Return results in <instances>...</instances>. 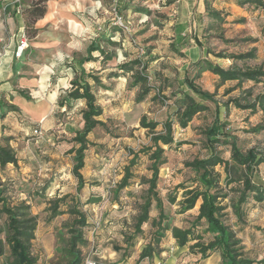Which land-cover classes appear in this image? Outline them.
<instances>
[{
  "label": "rangeland",
  "instance_id": "rangeland-1",
  "mask_svg": "<svg viewBox=\"0 0 264 264\" xmlns=\"http://www.w3.org/2000/svg\"><path fill=\"white\" fill-rule=\"evenodd\" d=\"M64 1V10L67 11L59 13L57 19L41 28L39 39H28L27 47L15 61L14 83L17 82V87L14 94L0 92L5 112V117L0 119L3 122L0 124V136L10 137L9 145L18 157V166L9 164L1 168L0 178L7 188L10 203L24 201L36 216L37 226L32 241L36 264H65L68 261L67 238L71 221L68 210L72 197L78 198L79 208L85 213L89 224L99 225L97 234L87 232L86 236L93 241L90 253L103 263L135 264L142 248L148 242H154L152 234L156 227L152 225V220L156 218L157 210L153 204L149 220L134 240L128 251L129 256L120 260L122 249H116L124 247L123 235L129 232L138 205L143 201L147 185L141 178L150 175L148 155L140 152L150 144L151 135V131L139 125L142 115L159 121L171 118L174 143L163 146L165 162L159 167L157 180V191L166 215L162 221L166 229L159 244L161 251L138 264H156L158 261L164 264H221L219 251L201 258L188 247L195 240L180 248L171 235L173 227H191L195 235L200 236L198 240L201 242L206 243L212 238L206 231V223L195 219L200 198L192 209L181 211V202L188 196L187 191L202 189L198 173L187 163L206 157L210 146L228 162L226 168L223 165L214 167V172L220 174L218 185L227 193V197L221 199V204L226 206L227 223L236 230L239 246L247 257L264 258V207L250 200L244 206V225H236L230 199L241 188L238 179L244 169L232 162L228 144L222 141L211 144L205 134L214 120V102L221 105L241 97L245 98L241 100L243 104L252 103L255 96L264 90V78L259 83L244 81L239 87H234L235 81L221 82L216 75L203 72L195 82L202 90L213 95L214 102H204L208 109L197 113L184 128L179 127L177 117L169 109L175 98L180 96L179 89L185 88L183 72L189 78L193 77L196 72L193 64L198 59L206 58L222 67H229L234 63L232 58L216 57L214 54H238L256 47L257 59L235 62L243 67L264 65V12L258 10L255 17L248 18L243 13L246 7L227 8L213 0L211 7L224 12L226 19L210 31H205L203 26H206L207 20L201 23L194 20L196 10L190 2L184 3L183 0ZM22 4H27V1H21ZM8 9L11 11V6L0 0V12H7ZM115 14L121 17L126 28L116 23ZM239 18H244V21H236ZM5 27L9 29L0 19V30ZM106 36L114 43L109 44L101 39ZM195 36L211 53L197 50ZM249 37L257 41L244 40ZM51 38L64 44L71 41L80 50L90 41L97 42L115 55L100 71L105 87L93 88L97 103L102 107L100 119L104 125L96 126L87 136L84 167L81 170L84 185L80 190H77V181L72 175L73 148L77 146L73 138L83 126L81 110L84 103L72 102V108L65 111L58 107V99L49 98L47 90L50 80L46 74L51 69V61L49 53L43 48L49 47ZM177 40H183L190 46L177 45L175 49ZM34 47L43 48L39 50ZM139 48L155 57L147 72L159 73L161 81L166 84L162 94L167 99L152 100L153 93H150L143 102L137 103V89L130 87V73L117 78L104 76L108 70H118L120 64L137 56L136 50ZM18 90H22L28 98L20 95ZM187 92L191 93L189 90ZM16 96L22 98L25 110L16 103ZM12 104L27 110V115L18 109L10 110ZM45 113L41 133H33L35 118L42 119ZM220 120L227 123L222 130L235 137L242 152L253 148L264 155V130L258 133L251 131L264 122V112L258 105L254 109H241L229 103L221 113ZM160 130L161 123L155 132ZM1 143L6 142L1 140ZM133 159L135 162L131 164ZM127 167L133 173L129 185L116 191V184ZM257 173L264 181V163L258 166ZM228 175L235 181L225 184ZM170 197L174 198L173 202L169 201ZM59 198L62 200L57 207L59 213L52 216L53 200Z\"/></svg>",
  "mask_w": 264,
  "mask_h": 264
},
{
  "label": "trees",
  "instance_id": "trees-1",
  "mask_svg": "<svg viewBox=\"0 0 264 264\" xmlns=\"http://www.w3.org/2000/svg\"><path fill=\"white\" fill-rule=\"evenodd\" d=\"M14 1V0H13ZM48 0H30L25 5H20L14 2V12L23 17L24 30L23 33L28 38H33L37 34V29L34 28V23L41 19L47 9L46 3ZM239 7H246L249 11L261 10L264 12V0H233ZM213 0H203L204 13L201 16L202 20H207L206 26L203 28L205 31H210L216 25L224 22L226 16L221 10L213 9ZM238 22H243L244 18L236 19ZM202 28V29H203ZM109 44H113L108 38L101 37ZM195 44L202 50V52L211 53L209 50H205L204 45L197 36H195ZM245 41L256 42V38H244ZM226 43L230 41L225 40ZM180 45L181 47L190 46L183 40H177L174 44V48ZM176 49V48H175ZM142 48L136 50L137 56L128 59L118 66V70H108L104 76L108 78H117L127 73L131 74L130 87L137 89L135 96V102H143L150 93L152 100L157 98L167 99L164 96L163 91L166 89V84L161 81L160 75L157 72H147L148 67L154 56L148 53H141ZM96 53V54H95ZM256 47H252L249 50L238 53L226 55L223 52L214 54L216 57H228L234 60L233 65L229 67H222L209 59H198L194 62L193 66L196 68V72L193 77L189 78L186 73L183 72V81L185 88H180L178 93L180 96L176 97L172 106V114L177 117V123L180 128L187 126L188 122L200 112L208 109V105L204 102L206 100H213V95L208 91L202 90L201 87L195 82L196 79L203 72H210L218 77L221 82L235 81L234 87H239L244 81H251L253 83H259L264 78V65L258 66H239L236 62H246L251 59H257ZM115 55L111 51L105 50L97 42L90 41L84 46L83 49H79L73 52L71 56L66 58L63 62L65 67H70L74 72V77L69 81V87L58 98L57 105L59 108L70 110L72 108V102L82 101L84 108L81 110V116L83 120V126L79 130L73 141L77 143V146L73 148L74 164L72 166V175L77 181V190H80L84 185V178L81 173L84 167L85 150L87 149V136L96 127L104 125L100 116L102 115V107L97 103L96 95L93 92L94 87H105L103 82L102 66L109 63ZM236 61V62H235ZM95 71V72H94ZM9 91L11 88L7 85L3 89ZM189 90L191 93H188ZM18 93L28 98V96L22 91L18 90ZM241 100L245 98L236 97L230 99L224 104L215 103V114L213 123L205 131L207 139L213 143L222 141L224 144L229 145L230 158L232 162L243 167L244 173L239 177L241 188L237 190V195L230 199L231 212L236 218V225L239 227L245 223V209L244 206L250 201H254L256 204L264 207V181L257 173L259 165L264 163V155L253 148L242 152L238 147L234 136H231L227 132L223 131V127L226 126V122H221L220 115L227 109L229 103L237 108L241 109H254L256 105L264 112V90L255 96V100L252 103L243 104ZM18 109L16 105H10V110ZM169 113V112H168ZM5 117L3 104L0 100V119ZM35 131L41 132V122L34 121ZM161 123L162 130L155 132L157 125ZM139 125L142 128L151 131L150 144L143 147L140 152L148 155L150 160L148 177H142V182L147 185L143 201L138 205V211L134 215L132 225L129 228V232L123 235L124 247H116L117 250H121L120 260H124L129 256V249L133 246L136 237L142 233V226L148 222L150 212L154 204L157 210V216L152 220V225L155 228L152 237L154 242H148L140 251L135 264H138L142 259L152 257L153 254L159 253L161 248L159 244L165 235V226L162 225V221L166 219L164 214V208L162 206L161 198L157 191V180L159 167L165 162L163 146H171L174 143L173 134V121L171 118L166 117L165 120L159 121L156 119H149L145 115H142L139 119ZM264 130V122L254 127L251 131L258 133ZM1 140L6 143H1L0 140V169L12 164L14 167L18 166V157L12 147L9 145V136H0ZM221 137V139H219ZM135 160H131L133 164ZM228 164L227 160H224L215 150L213 146H210L209 153L206 157L201 159H194L188 162L187 165L192 167L198 173V179L202 185V189H190L187 191V197L181 202V211H187L192 209L196 200L200 198L201 203L198 207L196 220H203L206 223V231L211 235V240L204 243L199 239V235H195L194 228H178L173 227L171 229L172 238L176 241L178 247H185L191 240H195L194 243L188 247L195 254L200 255L201 258H207L212 253L219 251L221 256V264H264V258L252 259L245 255L242 251V247L239 246L240 240L237 238L236 230L233 229L226 220L227 212L225 205L221 204V199L227 197V193L223 192V188L219 187L220 174L214 172V167L217 165H223L226 168ZM229 174V173H228ZM133 173L127 167L125 173L119 182L116 184V191L127 187L129 185V179ZM225 184H230L235 181L230 175L226 176ZM72 204L69 206V214L71 215V221L68 226V238H67V252L68 261L65 264H83L84 259L89 255L96 264H108L103 263L99 258L90 253V247L93 248V241L89 240L86 233L97 234L99 225L88 222L86 215L79 208V200L77 197H72ZM59 200H53V213L55 216ZM170 202L174 201L173 197L169 198ZM110 224V223H109ZM36 216L30 211V205L24 201L18 204H11L9 195L4 182L0 178V264H36L37 258L32 253V241L35 237L36 230ZM89 250V251H88Z\"/></svg>",
  "mask_w": 264,
  "mask_h": 264
},
{
  "label": "crops",
  "instance_id": "crops-1",
  "mask_svg": "<svg viewBox=\"0 0 264 264\" xmlns=\"http://www.w3.org/2000/svg\"><path fill=\"white\" fill-rule=\"evenodd\" d=\"M2 3L7 4L8 6H11V11L9 9L7 12H0V19L4 21L5 26L8 25L9 29L2 28L3 30H0V92L5 94H11L13 95L15 92V87H17L15 81V61L19 59L20 57H14V50L16 47V44L18 43L19 38L23 34L24 30V21L23 17L19 16L17 13L14 12V1L13 0H1ZM21 1H27V3L30 0H18V4L21 5ZM216 3H221L222 5H226V7L231 8L235 7L240 9L239 6H237L233 0H214ZM184 3L190 2L193 5L194 10H196L194 20H198V22H202L201 16L204 13V7H203V0H183ZM23 5V4H22ZM46 13L41 18L38 19L34 23V28L37 29V34L33 38H28L29 40L39 39L40 38V29L47 26L49 23L54 21V19H57V16L59 13H64L67 10L66 9V1L64 0H48L46 3ZM217 10V9H216ZM245 16L249 17H255L257 15L258 10L255 11H248L246 9ZM49 15V18L46 17ZM244 16V17H245ZM39 37V38H38ZM52 40H49V47L43 48V47H34V49H45V52L49 53V60L51 61V69L46 74L47 79H49L47 93L49 95V98L52 100H57L69 87V81L74 77V72L70 67H65L63 65V62L66 58L71 56L73 52H76L79 50V48H75L74 44L69 41L68 43L64 44L62 41L54 40V38H51ZM31 43V42H30ZM37 44V43H36ZM198 51H201V49L195 44ZM37 65H34L36 67ZM38 68V67H36ZM9 86L11 90L4 91L5 86ZM15 85V86H14ZM15 99V98H14ZM17 104L21 108L22 107V98L17 97ZM16 105V104H14ZM18 110L23 111L24 115H27L28 111L22 110L20 107H18ZM30 113V112H29ZM46 117V113L44 114L42 119L35 118V121L41 122ZM39 118V117H38ZM3 122H0V124Z\"/></svg>",
  "mask_w": 264,
  "mask_h": 264
},
{
  "label": "built area",
  "instance_id": "built-area-1",
  "mask_svg": "<svg viewBox=\"0 0 264 264\" xmlns=\"http://www.w3.org/2000/svg\"><path fill=\"white\" fill-rule=\"evenodd\" d=\"M14 2H18V0H14ZM115 19H116V23L121 26V27H125L123 22H122V19L120 16H118L117 14H115ZM126 28V27H125ZM28 42V38L27 36L23 33L21 35V37L19 38L18 40V43H17V46L15 48V51H14V56L15 57H20L24 48L27 47V43ZM141 53H143V50H141ZM35 133H41L40 131L37 132L35 131ZM83 264H96L95 260L91 257V256H87L85 259H84V262ZM156 264H164L163 262L161 261H158Z\"/></svg>",
  "mask_w": 264,
  "mask_h": 264
},
{
  "label": "bare ground",
  "instance_id": "bare-ground-1",
  "mask_svg": "<svg viewBox=\"0 0 264 264\" xmlns=\"http://www.w3.org/2000/svg\"><path fill=\"white\" fill-rule=\"evenodd\" d=\"M46 18L48 19L49 18V15Z\"/></svg>",
  "mask_w": 264,
  "mask_h": 264
}]
</instances>
